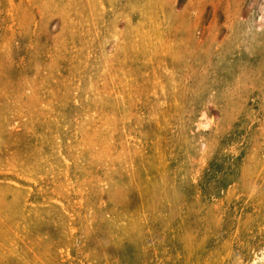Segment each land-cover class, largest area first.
I'll use <instances>...</instances> for the list:
<instances>
[{"label":"rangeland","instance_id":"374dc122","mask_svg":"<svg viewBox=\"0 0 264 264\" xmlns=\"http://www.w3.org/2000/svg\"><path fill=\"white\" fill-rule=\"evenodd\" d=\"M0 251V264L263 257L264 0H0Z\"/></svg>","mask_w":264,"mask_h":264},{"label":"bare ground","instance_id":"6f19581e","mask_svg":"<svg viewBox=\"0 0 264 264\" xmlns=\"http://www.w3.org/2000/svg\"><path fill=\"white\" fill-rule=\"evenodd\" d=\"M135 1H136V0H135ZM125 17H126V16H125ZM130 20H131V19H130ZM66 44H67V43H66ZM75 44H76V43H75ZM67 45H68V44H67ZM67 45H66V46H67ZM72 45H73V44H72ZM82 47H83V46H82ZM76 50H77V48H76ZM73 53H74V52H73ZM72 55H73V54H72ZM131 57H132V56H131ZM134 58H135V57H134ZM80 59H81V58H80ZM131 62H132V61H131ZM136 63H137V62H136ZM138 63H139V62H138ZM72 65H73V64H72ZM75 65H76V64H75ZM75 65H73V66H75ZM105 65H106V64H105ZM139 67H140V66H139ZM103 68H104V67H103ZM107 70H108V68H107ZM72 71H73V70H72ZM91 71H92V70H91ZM134 71H135V70H134ZM25 72H26V71H25ZM89 72H90V71H89ZM138 72H139V71H138ZM66 73L69 74L68 71H67ZM71 73H72V72H71ZM118 73H119V72H118ZM121 73H122V72H121ZM94 74H95V73H94ZM123 74H124V73H123ZM69 75H70V74H69ZM70 76H72V75H70ZM75 76H76V75H75ZM76 77H78V76H76ZM78 79H79V78H78ZM71 81H72V80H71ZM75 81H76V80H75ZM79 82H80V81H79ZM80 83H81V82H80ZM47 84L50 85V83H47ZM100 84H101V83H100ZM70 85H72V84H70ZM78 86H79V85H78ZM78 88H79V87H78ZM73 90H74V89H73ZM76 90H78V89H76ZM77 92H78V91H77ZM75 94H76V93H75ZM77 96H78V94H77ZM95 96H96V95H95ZM86 97H87V96H86ZM91 97H93V96H91ZM103 97H104V96H103ZM103 97H101V98H103ZM101 98H99V99H101ZM113 99H114V98H113ZM95 100H96V99H95ZM85 101H86V100H85ZM89 101H90V100H89ZM114 101H115V99H114ZM76 102H77V101H76ZM101 102H103V101L100 100V104H101ZM77 103H78V102H77ZM77 103H76V104H77ZM79 103H80V102H79ZM87 103H88V102H87ZM106 103H107V102H106ZM115 103H116V102H115ZM89 104H90V103H89ZM98 104H99V103H98ZM102 104H103V103H102ZM107 104H108V103H107ZM78 105H79V104H78ZM80 105H81V103H80ZM82 105H83V104H82ZM110 105H111V104H110ZM116 105H117V104H116ZM102 106H103V105H102ZM105 106H106V105H105ZM105 106H104V107H105ZM112 106H113V105H112ZM114 106H115V105H114ZM114 106H113V107H114ZM149 106H150V105H149ZM80 107H81V106H80ZM108 107H110V106H108ZM152 107H153V106H152ZM158 107H159V105H158ZM93 108H94V106H93ZM105 108H106V107H105ZM116 108H117V107H116ZM73 109H75V108H73ZM86 109H87V108H86ZM112 109H114V108H112ZM125 109H126V108H125ZM150 109H151V108H150ZM157 109H158V108H157ZM82 110H83V108H82ZM118 110H119V109H118ZM162 110H163V109H162ZM71 111H72V110H71ZM116 111H117V110H116ZM140 111H141V110H140ZM79 112H81V111H79ZM84 112H85V111H84ZM122 112H123V111H122ZM53 113H54V112H53ZM60 113H61V112H60ZM82 113H83V112H82ZM152 113H153V111H152ZM166 113H167V112H166ZM124 114H125V113H124ZM126 114H127V113H126ZM134 114H136V113H134ZM157 114H158V113H157ZM48 115H49V114H48ZM121 115H122V113H121ZM132 115H133V114H132ZM142 115H143V114H142ZM124 116H125V115H124ZM135 116H136V115H135ZM135 116H133V117H135ZM148 116H149V115H148ZM152 116H153V114H152ZM229 116H230V115H229ZM167 117H168V115H167ZM82 118H83V117H82ZM127 118H128V117H127ZM168 118H169V117H168ZM138 119H139V118H138ZM147 119H148V118H147ZM97 120H98V119H97ZM121 120H122V119H121ZM134 120H135V119H134ZM150 120H152V119H150ZM129 121H130V120H129ZM137 121H138V120H137ZM158 121H159V120H158ZM121 122H122V121H121ZM123 122H124V121H123ZM134 122H135V121H134ZM89 123H90V122H89ZM118 123H119V122H118ZM47 124H48V123H47ZM47 124H46V125H47ZM49 124H50V123H49ZM93 124H94V123H93ZM93 124H92V125H93ZM133 124H135V123H133ZM136 124H139V123H136ZM136 124H135V125H136ZM141 124H142V123H141ZM144 124H145V123H144ZM149 124H152V123H149ZM55 125H56V124H55ZM59 125H60V124H59ZM89 125H90V124H89ZM128 125H129V124H128ZM130 125H131V124H130ZM52 126H53V125H52ZM94 126H96V125H94ZM105 126H106V125H105ZM139 126H140V125H139ZM141 126H142V125H141ZM53 127H54V126H53ZM59 127H60V126H59ZM130 127H132V126H130ZM130 127H129V128H130ZM136 127H138V125H137ZM164 127H165V126H164ZM70 128H71V127H70ZM93 128H94V127H93ZM106 128H107V127H106ZM123 128H125V127H122V129H123ZM148 128H150V127H148ZM57 129H58V128H57ZM62 129H63V128H62ZM64 129H65V128H64ZM144 129H145V128H144ZM151 129H152V128H151ZM164 129H165V128H164ZM49 130H50V129H49ZM98 130H99V129H98ZM101 130H102V129H101ZM118 130H119V129H118ZM51 131H52V130H51ZM54 131H56V129H55ZM54 131H53V132H54ZM68 131H69V130H68ZM103 131H104V130H103ZM126 131H127V130H126ZM139 131H140V130H139ZM70 132H72V130H71ZM133 132H134V131H133ZM141 132H142V131H141ZM145 132H146V131H145ZM147 132H148V131H147ZM157 132H158V131H157ZM159 132H160V131H159ZM54 133H55V132H54ZM66 133H67V132H66ZM68 133H69V132H68ZM68 133H67V134H68ZM77 133H78V132H77ZM101 133H102V132H101ZM105 133H107V132L105 131ZM120 133H121V132H120ZM151 133H152V132H151ZM153 133H154V132H153ZM153 133H152V135H153ZM45 134H46V133H45ZM48 134H50V133H48ZM58 134H59V133H58ZM63 134H65V133H63ZM99 134H100V133H99ZM99 134H98V135H99ZM103 134H104V133H103ZM108 134H109V133H108ZM108 134H105V135H108ZM118 134H119V133H118ZM142 134H144V132H142ZM145 134H146V133H145ZM184 134H185V132H184ZM51 135H53V133H52ZM70 135H71V134H70ZM146 135H147V134H146ZM159 135H160V133H159ZM166 135H167V134H166ZM56 136H57V135H56ZM56 136H55V137H56ZM61 136H63V135H61ZM127 136H128V134H127ZM155 136H156V135H155ZM49 137H52V136H49ZM57 137H58V136H57ZM69 137H70V136H69ZM99 137H100V136H99ZM99 137H98V138H99ZM130 137H131V135H130ZM145 137H146V136H145ZM157 137H158V134H157ZM45 138H47V136H46ZM73 138H74V137H73ZM75 138H76V137H75ZM78 138H79V137H78ZM98 138H97V139H98ZM115 138H116V136H115ZM178 138H179V137H178ZM65 139H66V138H65ZM84 139H85V138H84ZM125 139H126V138H125ZM48 140H49V138H48ZM48 140H47V141H48ZM50 140H51V139H50ZM54 140H55V139H54ZM58 140H59V139H58ZM72 140H73V139H72ZM115 140L117 141V138H116ZM172 140H173V139H172ZM126 141H127V139H126ZM137 141H138V140H137ZM148 141H149V140H148ZM156 141H157V140H156ZM182 141H185V139L182 140ZM49 142H50V141H49ZM56 142H57V141L55 140V144H56ZM59 142H60V141H59ZM79 142H80V140H79ZM131 142H132V140H131ZM131 142H130V143H131ZM154 142H155V141H154ZM164 142H165V139H164ZM168 142H169V141H168ZM172 142H173V141H172ZM186 142H187V141H186ZM186 142H185V143H186ZM53 143H54V142H53ZM57 143H58V142H57ZM70 143H71V142H70ZM151 143H152V141H151ZM182 143H183V142H181V144H182ZM61 144H62V143H61ZM74 144H75V143H74ZM112 144H113V143H112ZM114 144H115V142H114ZM134 144H135V143H134ZM134 144H133V145H134ZM137 144H138V143H137ZM137 144H136V145H137ZM144 144H145V143H144ZM177 144H179V143H177ZM187 144H188V143H187ZM187 144H186V145H187ZM50 145H53V144H50ZM50 145H49V146H50ZM116 145H118V144H116ZM140 145H141V144H140ZM156 145H157V144H156ZM174 145H175V144H174ZM174 145H173V146H174ZM46 146H47V145H46ZM137 146H138V145H137ZM177 146H178V145H177ZM73 147H74V146H73ZM118 147H119V146H118ZM139 147H140V146H139ZM171 147H172V146H171ZM174 147H175V146H174ZM186 147H189V146H186ZM186 147H185V148H186ZM25 148H26V147H25ZM51 148H52V147H51ZM69 148H70V147H69ZM77 148H78V147H77ZM126 148H128V147H126ZM157 148H158V147H157ZM53 149H54V148H53ZM53 149H52V150H53ZM55 149H56V147H55ZM70 149H71V148H70ZM172 149H173V148H172ZM172 149H171V150H172ZM176 149H178V148H176ZM73 150H76V149H73ZM128 150H129V149H128ZM141 150H142V149H141ZM143 150H144V149H143ZM169 150H170V149H169ZM58 151H59V150H58ZM139 151H140V150H139ZM159 151H160V150H159ZM175 151H176V150H175ZM178 151H179V150H178ZM44 152H45V151H44ZM50 152H51V151H50ZM78 152H79V151H78ZM140 152H142V151H140ZM140 152H139V153H140ZM163 152H164V151H163ZM166 152H167V151H166ZM166 152H165V153H166ZM180 152H181V151H180ZM31 153L33 154V152H31ZM51 153H52V152H51ZM53 153H54V152H53ZM63 153H64V152H63ZM80 153H81V151H80ZM152 153H154V152H152ZM156 153H157V152H156ZM19 154H20V153H19ZM44 154H45V153H44ZM49 154H50V153H49ZM49 154L47 153V155H49ZM77 154H78V153H77ZM129 154H130V153H129ZM158 154H159V153H158ZM167 154H169V153H167ZM177 154H178V152H177ZM17 155H18V154H17ZM20 155H21V154H20ZM28 155H30V153H29ZM64 155H65V154H64ZM66 155H67V154H66ZM86 155H87V154H86ZM135 155H136V153H135ZM138 155H140V154H138ZM145 155H146V154H145ZM155 155H156V154H155ZM56 156H57V155H56ZM58 156H59V155H58ZM61 156H62V155H61ZM67 156H68V155H67ZM67 156H66V157H67ZM80 156H81V155H80ZM130 156H132V155H130ZM143 156H144V155H143ZM18 157H19V156H18ZM18 157H17V158H18ZM25 157H26V156H25ZM50 157H51V156H50ZM54 157H55V156H54ZM59 157H60V156H59ZM71 157H72V156H71ZM150 157H151V156H150ZM29 158H30V157H29ZM67 158H68V157H67ZM91 158H92V157H91ZM135 158H136V156H135ZM140 158H142V157H140ZM21 159H22V158H21ZM21 159H20V161H21ZM30 159H31V158H30ZM82 159H83V157H82ZM85 159H86V156H85ZM113 159H114V158H113ZM127 159H128V158H127ZM160 159H161V158H160ZM18 160H19V159H18ZM33 160H34V159H33ZM51 160H52V159H51ZM60 160H61V159H60ZM93 160H94V159H93ZM99 160H101V159H99ZM144 160H145V159H143V161H144ZM155 160H156V159H155ZM161 160H162V159H161ZM45 161H46V159H45ZM47 161H48V160H47ZM71 161H72V160H71ZM76 161H77V160H76ZM87 161H88V160H87ZM153 161H154V160H153ZM23 162H24V161H23ZM23 162H20V163L23 164ZM29 162L31 163V161H29ZM56 162H58V161H56ZM112 162H113V161H112ZM114 162H115V161H114ZM132 162H133V161H132ZM145 162H146V161H145ZM147 162H148V161H147ZM15 163H16V162H15ZM24 163H25V162H24ZM30 163H29V164H30ZM47 163H48V162H47ZM50 163H51V162H50ZM58 163H59V162H58ZM118 163H119V162H118ZM120 163H122V162H120ZM156 163H157V162H156ZM159 163H160V161H159ZM159 163H158V164H159ZM17 164H18V165H21V164H19L18 162H17ZM17 164H16V165H17ZM44 164H45V163H44ZM63 164H64V163H63ZM69 164H70V162H69ZM76 164H77V163H76ZM76 164H75V165H76ZM81 164H82V163H81ZM96 164H97V162H96ZM143 164H144V163H143ZM148 164H149V163H148ZM151 164H154V163H151ZM55 165H56V164H55ZM58 165H59V164H58ZM102 165H103V164H102ZM116 165H117V164H116ZM116 165H115V167H116ZM159 165H160V164H159ZM22 166H24V165H22ZM68 166H69V165H68ZM68 166H67V169H68ZM88 166H89V165H88ZM90 166H91V165H90ZM92 166H94V165H92ZM95 166H96V165H95ZM140 166H141V165H140ZM236 166H237V165H236ZM31 167H32V166H31ZM45 167H46V166H45ZM45 167H44V168H45ZM75 167H76V166H75ZM98 167H99V166H98ZM100 167H101V166H100ZM100 167H99V168H100ZM103 167H104V166H103ZM115 167H114V169H115ZM118 167H119V166H118ZM133 167H134V166H133ZM145 167H146V166H145ZM152 167H156V166L154 165V166H152ZM17 168H18V167H17ZM48 168H49V167H48ZM59 168H60V167H59ZM62 168H63V167H62ZM69 168H70V167H69ZM80 168H81V167H80ZM80 168H79V169H80ZM88 168H89V167H88ZM122 168H124V167H122ZM127 168H128V167H127ZM24 169H26V168L24 167ZM27 169H28V168H27ZM50 169H51V168H50ZM64 169H65V168H64ZM75 169H77V168H75ZM93 169H94V168H93ZM105 169H106V168H105ZM109 169H110V168H109ZM120 169H121V168H120ZM140 169H141V168H140ZM149 169H150V168H149ZM157 169H158V168H157ZM65 170H66V169H65ZM102 170H103V169H102ZM22 171H23V170H22ZM45 171H46V169H45ZM62 171H63V170H61V172H62ZM90 171H91V169H90ZM132 171H133V169H132ZM149 171H150V170H149ZM154 171H155V170H154ZM157 171H158V170H157ZM52 172H53V171H52ZM70 172H71V171H70ZM83 172H84V170H83ZM91 172H92V171H91ZM95 172H96V170H95ZM95 172H94V173H95ZM110 172H111V171H110ZM127 172H128V171H127ZM18 173H19V171H18ZM48 173H49V172H48ZM57 173H58V172H57ZM85 173H86V172H85ZM92 173H93V172H92ZM92 173H91V175H92ZM132 173H133V172H132ZM139 173H140V171L138 172V174H139ZM150 173H151V172H150ZM55 174H56V173H55ZM74 174H75V173H74ZM77 174H78V173H77ZM81 174H82V173H81ZM81 174H80V175H81ZM87 174H88V173H87ZM144 174H145V173H144ZM155 174H156V172H155ZM16 175H17V174H16ZM18 175H19V174H18ZM44 175H45V174H44ZM50 175H51V174H50ZM50 175H49V176H50ZM58 175H59V174H58ZM107 175H108V173H107ZM124 175H125V174H124ZM126 175H127V174H126ZM145 175H146V174H145ZM151 175H152V174H151ZM81 176H82V175H81ZM81 176H80V177H81ZM115 176H116V175H115ZM130 176H131V175H130ZM17 177H18V176H17ZM19 177H20V176H19ZM59 177H60V175H59ZM59 177H58V178H59ZM75 177H76V176H75ZM77 177H78V175H77ZM102 177H103V176H102ZM116 177H117V176H116ZM140 177H141V176H140ZM156 177H157V176H156ZM43 178H44V177H43ZM51 178H52V177H51ZM61 178H62V176L60 177V179H61ZM73 178H74V176H73ZM105 178H106V177H105ZM118 178H119V177H118ZM124 178H125V177H124ZM49 179H50V178H49ZM77 179H78V178H77ZM101 179H102V178H101ZM151 179H152V177H151ZM68 180H69V179H68ZM105 180H106V179H105ZM108 180H109V179H108ZM108 180H107V181H108ZM116 180H117V178H116ZM52 181H53V180H52ZM75 181H76V180H75ZM103 181H104V179H103ZM107 181H106V182H107ZM152 181H153V180H152ZM156 181H157V179H156ZM61 182H62V181H61ZM73 182H74V181H73ZM110 182H111V181H110ZM57 183H58V182H57ZM62 183H63V182H62ZM75 183H76V182H75ZM2 184H3V183H2ZM17 184H18V183H17ZM66 184H67V183H66ZM79 184H80V183H79ZM79 184H78V185H79ZM103 184H104V183H103ZM75 185H76V184H75ZM81 185H82V184H81ZM83 185H84V184H83ZM85 185H86V184H85ZM90 185H91V184H90ZM106 185H107V184H106ZM106 185H105V186H106ZM110 185H111V184H110ZM125 185H126V184H125ZM7 186H9V185L7 184ZM53 186H54V185H53ZM63 186H64V185H63ZM72 186H73V185H72ZM92 186H93V185H92ZM111 186H112V185H111ZM3 187H4V184H3ZM3 187H2V188H3ZM9 187H10V186H9ZM17 187H19V186H17ZM55 187H56V186H55ZM65 187H66V186H65ZM101 187H102V186H101ZM108 187H109V186H108ZM11 188H12V187H11ZM11 188H9V189H11ZM73 188H74V187H73ZM79 188H81V187H79ZM6 189H8V188H6ZM24 189H25V188H24ZM26 189H27V188H26ZM26 189H25V192H27ZM86 189H87V188H86ZM95 189H96V187H95ZM104 189H105V187H104ZM106 189H107V188H106ZM13 190H14V189H13ZM98 190H99V189H98ZM129 190H130V189H129ZM69 191H70V190H69ZM104 191H105V190H104ZM7 192H8V191H7ZM10 192H11V191H9V193H10ZM13 192H15V191H13ZM17 192H18V191H17ZM74 192H75V190H74ZM91 192H92V191H91ZM105 192H106V191H105ZM1 193H2V192H1ZM5 193H6V192H5ZM18 193H20V192H18ZM29 193H30V192H29ZM87 193H88V192H87ZM107 193H108V192H107ZM107 193H106V194H107ZM22 194H23V197H24V194H25V196H26V193H23V191H22ZM88 194H90V192H89ZM19 195H20V194H19ZM51 195H53V194H51ZM51 195H50V196H51ZM83 195H84V194H83ZM85 195H86V194H85ZM100 195H101V194H100ZM108 195H109V194H108ZM27 196H28V195H27ZM43 196H44V195H43ZM88 197H89V196H88ZM94 197H95V196H94ZM20 198H22V197L20 196ZM20 198H19V199H20ZM28 198H29V197H28ZM55 198H56V197H55ZM59 198H60V197H59ZM75 198H76V197H75ZM75 198H74V199H75ZM78 198H79V197H78ZM17 199H18V198H17ZM60 199H61V198H60ZM92 199H93V198H92ZM94 199H95V198H94ZM39 200H40V199H39ZM54 200H55V199H54ZM87 200H88V199H87ZM87 200H86V201H87ZM108 200H109V196H108ZM110 200H112V199H110ZM10 201H11V199H10ZM12 201H13V200H12ZM16 201H18V200H16ZM21 201H22V200H20V202H21ZM35 201H36V200H35ZM88 201H89V200H88ZM99 201H100V200H99ZM104 201H105V200H104ZM141 201H142V200H141ZM68 202H69V201H68ZM96 202H97V201H96ZM13 203H14V202H13ZM86 203H88V202H86ZM101 203H102V202H101ZM49 204H50V203H49ZM51 204H52V202H51ZM80 204H81V203H80ZM111 204H112V203H111ZM137 204H140V203H137ZM10 205H11V204H10ZM19 205H20V204H19ZM53 205H54V204H53ZM81 205H82V204H81ZM91 205H92V204H91ZM91 205H90V206H91ZM99 205H100V204H99ZM101 205H102V204H101ZM208 205H209V207H210V204H208ZM20 206H21V205H20ZM33 206H34V205H33ZM55 206H56V205H55ZM114 206H115V205H113V207H114ZM142 206H143V205H142ZM211 206H212V205H211ZM26 207H27V206H26ZM35 207H36V206H35ZM35 207H34V208H35ZM52 207H53V206H52ZM65 207H66V206H65ZM82 207H83V205H82ZM86 207H87V206H86ZM96 207H97V206H96ZM111 207H112V206H111ZM128 207L130 208V206H128ZM49 208H51V207H49ZM55 208H56V207H55ZM72 208L74 209L75 207H72ZM121 208H122V207H121ZM124 208H126V207L124 206ZM129 208H128V209H129ZM132 208H133V207H132ZM207 208H208V207H207ZM16 209H17V208H16ZM56 209H57V208H56ZM64 209H65V208H64ZM82 209L84 210V208H82ZM19 210H21V209H19ZM34 210H35V209H34ZM54 210H55V209H54ZM14 211H16V210H14ZM21 211H22V210H21ZM37 211H38V210H37ZM37 211H35V213H36ZM57 211H58V210H57ZM111 211H112V210H111ZM122 211H124V210H122ZM210 211H211V210H210ZM1 212H2V211H1ZM16 212H17V211H16ZM73 212H74V211H73ZM120 212H121V211H120ZM128 212H129V211H128ZM17 213H18V212H17ZM28 213H29V212H28ZM49 213H50V212H49ZM51 213H52V212H51ZM61 213H62V212H61ZM61 213H60V214H61ZM89 213H90V212H89ZM139 213H140V212H139ZM142 213H145V212H142ZM20 214H21V213H20ZM20 214H19V215H20ZM56 214H57V213H56ZM56 214H55V215H56ZM58 214H59V213H58ZM72 214H73V213H72ZM104 214H105V213H104ZM106 214H107V213H106ZM137 214H138V213H137ZM211 214H213V213H211ZM21 215H22V214H21ZM112 215H113V214H112ZM121 215H122V213H121ZM124 215H125V214H124ZM139 215H140V214H139ZM1 216H3V215H1ZM46 216H48V215H46ZM53 216H54V215H53ZM60 216H61V215H60ZM96 216H98V215H96ZM102 216H103V214H102ZM110 216H111V215H110ZM125 216H126V215H125ZM136 216H137V215H136ZM141 216H142V215H141ZM213 216H214V215H213ZM48 217H49V216H48ZM116 217H117V216H116ZM50 218H51V217H50ZM56 218H57V217H56ZM80 218H81V217H80ZM105 218H106V217H105ZM105 218H104V219H105ZM112 218H113V217H112ZM119 218H120V217H119ZM121 218H123V217H121ZM170 218H171V217H170ZM204 218H205V217H204ZM206 218H207V217H206ZM59 219H60V218H59ZM63 219H64V218H63ZM101 219H102V217H101ZM101 219H100V220H101ZM107 219H108V218H107ZM113 219H114V218H113ZM171 219H172V218H171ZM55 220H56V219H55ZM208 220H210V219H208ZM215 220H216V219H215ZM24 221H25V220H24ZM42 221H43V220H42ZM49 221H50V220H49ZM51 221H52V220H51ZM53 221H54V220H53ZM53 221H52V222H53ZM78 221H79V220H78ZM108 221H109V220H108ZM181 221H182V220H181ZM184 221H185V220H184ZM25 222H26V221H25ZM167 222H168V221H167ZM185 222H186V221H185ZM48 223H50V222H48ZM56 223H58V222H56ZM61 223H62V222H61ZM183 223H184V222H183ZM116 224H117V223H116ZM120 224H121V223H120ZM120 224H119V225H120ZM138 224H139V223H138ZM138 224H137V225H138ZM180 224H181V223H180ZM198 224H200V222H198ZM61 225H62V224H61ZM63 225H64V224H63ZM95 225H96V224H95ZM129 225H130V224H129ZM137 225H136V226H137ZM48 226H49V225H48ZM65 226H66V225H65ZM109 226H111V225H109ZM116 226H117V225H116ZM120 226L122 227V225H120ZM178 226H179V225H178ZM188 226H189V225H188ZM54 227H55V226H54ZM72 227H73V226H72ZM111 227H112V226H111ZM186 227H187V226H186ZM49 228H50V227H49ZM189 228H190V227H189ZM52 229H54V228H52ZM61 229H62V228H61ZM64 229H66V228H64ZM102 229H103V227H102ZM111 229H112V228H111ZM113 229H114V228H113ZM71 230H72V229H71ZM52 232H54V231H52ZM60 232H61V231H60ZM108 232H109V231H108ZM189 232H190V231H189ZM126 233H127V232H126ZM63 234H64V233H63ZM65 234H66V233H65ZM71 235H72V234H71ZM52 236H53V234H52ZM67 236H68V235H67ZM192 236H193V235H192ZM46 237H47V236H46ZM49 237H50V236H49ZM75 237H77V236H75ZM53 238H54V237H53ZM63 238H64V237H63ZM63 238H61V239H63ZM70 238H71V237H70ZM75 239H76V238H75ZM68 240H69V239H68ZM16 241H17V240H16ZM47 241H48V240H47ZM49 241H50V240H49ZM18 242H19V240H18ZM59 242H60V241H59ZM67 242H68V241H67ZM72 242H73V241H72ZM16 243H17V242H16ZM16 243H15V244H16ZM42 243H43V242H42ZM45 243H46V242H45ZM45 243H44V244H45ZM49 243H50V242H49ZM60 243H61V242H60ZM60 243H58V245H59ZM68 243H69V242H68ZM47 244H48V243H47ZM50 244H51V243H50ZM52 244H53V243H52ZM52 244H51V246H52ZM69 244H70V243H69ZM16 245H17V244H16ZM45 245H46V244H45ZM70 245H71V244H70ZM85 245H87V244H85ZM46 247H47V246H46ZM13 248H14V247H13ZM41 248H43V247L41 246L39 249H41ZM62 248H63V247H62ZM63 249H64V248H63ZM9 250H10V249H9ZM13 250H14V249H13ZM18 250H19V249H18ZM37 250H38V249H37ZM41 250H42V249H41ZM44 250H45V249H44ZM51 250H52V249H51ZM16 251H17V249H16ZM48 251H50V250H48ZM62 251H63V250H62ZM20 252H21V251H20ZM35 252H36V251H35ZM35 252H34V253H35ZM39 252H40V251H39ZM54 252H55V251H54ZM0 253H1V251H0ZM18 254H20V253H18ZM27 254H28V253H27ZM35 254H36V253H35ZM41 254H42V253H41ZM50 254H51V253H50ZM52 254H56V253H52ZM86 254H87V253H86ZM7 255H8V254H7ZM37 255H38V252H37ZM43 255H44V254H43ZM32 256H33V255H32ZM27 257H29V256H27ZM27 257H26V259H27ZM72 257H73V256H72ZM2 258H3V257H2ZM77 258H78V257H77ZM5 259H6V258H5ZM10 259H11V257H10ZM20 259H21V257H20ZM22 259H23V258H22ZM22 259H21V260H22ZM26 259H25V260H26ZM64 259H65V258H64ZM73 259H74V258H73ZM6 260H7V259H6ZM18 260H19V259H18ZM18 260H15V261H16V262H19L20 260H19V261H18ZM68 260H69V259H68ZM260 260H264V255H263V257H262V255H260V256H257L256 258H254V260L252 261V264H259ZM28 261H29V260H28ZM52 261H54V260H52ZM0 262H1V261H0ZM71 262H72V261H71ZM85 262H86V261H85ZM28 263H29V262H28ZM30 263H31V261H30ZM30 263H29V264H30ZM64 263H65V262H64ZM9 264H10V263H9ZM21 264H22V263H21ZM25 264H26V263H25ZM35 264H36V263H35ZM44 264H46V263H44ZM52 264H53V263H52ZM68 264H69V263H68Z\"/></svg>","mask_w":264,"mask_h":264}]
</instances>
